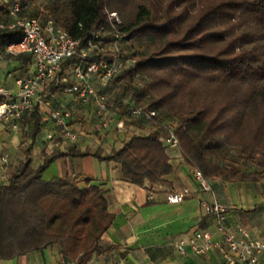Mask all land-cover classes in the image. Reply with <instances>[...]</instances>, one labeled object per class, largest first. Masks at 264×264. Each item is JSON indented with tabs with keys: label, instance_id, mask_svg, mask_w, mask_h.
<instances>
[{
	"label": "trees",
	"instance_id": "1",
	"mask_svg": "<svg viewBox=\"0 0 264 264\" xmlns=\"http://www.w3.org/2000/svg\"><path fill=\"white\" fill-rule=\"evenodd\" d=\"M15 1L20 16L36 18L42 27L52 20L79 39L80 48L101 27L105 43L120 34L122 55L134 64L113 79L109 112L130 136L106 155L81 151L76 142L45 146L33 167L47 111L37 102L23 114L19 125L29 128L28 143L19 144L22 156L0 181V260L58 245L63 259L86 264L92 253L105 251L101 238L114 214L103 184L83 174L44 179L60 158L112 161L125 181L152 186L173 172L168 147L159 139L172 129L182 157L207 180L264 179V0ZM8 10L0 0V20L6 23ZM112 12L120 20L114 27L108 21ZM20 34L16 27L0 28V51ZM13 58L25 62L30 56L3 53L0 64ZM78 61L76 55L65 59L41 95L63 92L60 79ZM131 107H141L142 114L133 115ZM236 161L250 167L239 168Z\"/></svg>",
	"mask_w": 264,
	"mask_h": 264
},
{
	"label": "crops",
	"instance_id": "2",
	"mask_svg": "<svg viewBox=\"0 0 264 264\" xmlns=\"http://www.w3.org/2000/svg\"><path fill=\"white\" fill-rule=\"evenodd\" d=\"M7 64H14V67L5 75L1 74L0 85L15 92L13 81L15 76L21 73L31 75L34 66L31 57L25 62L13 58ZM11 73L14 74L13 80H9ZM60 94L67 98L63 103ZM60 94L55 93L52 107L86 108L92 113L93 121H96L92 108L82 106L73 95L63 92ZM45 110L49 112V109L45 108ZM77 117L72 113L69 125L78 131L79 127L72 125ZM45 122L51 123V121ZM19 128L20 125L16 129L13 128L10 121H0V146L4 149L5 143H11L17 147L15 161H11L6 154L1 155L0 181L5 180L8 166L15 165L22 156L18 147L21 143L17 132ZM78 136V140L75 141L77 144L79 140L86 139L84 134ZM128 138L129 136H119L117 139L115 135L119 145L108 149L107 154L112 148H119ZM69 143L63 142L60 146ZM40 146L41 150L45 146L48 148L46 136H39L33 150V156L40 153L37 157L41 161ZM168 152L173 172L161 183L152 186H138L125 181L120 175L117 164L112 161L97 160L92 155H88L89 160L86 163H84L85 156L60 158L45 170L44 179L63 176L66 173L83 174L103 184L110 211L114 214V221L101 238V245L106 248L105 251L98 255L92 253L86 264H225L222 250H209L204 255L191 252L182 255L172 245L174 238L191 236L198 229L208 230L213 238L220 239L221 235L216 232L213 217L204 211L205 203L223 204L226 225L229 229L244 227L251 236L264 238V180L261 182L263 189L259 191L256 184L260 181L236 182L235 184L240 186H234V183L221 179H208L211 190L203 191L193 178L195 168L182 157L181 152L171 149H168ZM2 156H6L7 162L2 161ZM74 165L79 167L75 168ZM184 189H188L189 194L181 202L170 203L166 200L168 193L181 192ZM0 264H72V262L63 259L59 254V246L53 245L43 251L0 260ZM259 264H264V256L260 257Z\"/></svg>",
	"mask_w": 264,
	"mask_h": 264
},
{
	"label": "built area",
	"instance_id": "3",
	"mask_svg": "<svg viewBox=\"0 0 264 264\" xmlns=\"http://www.w3.org/2000/svg\"><path fill=\"white\" fill-rule=\"evenodd\" d=\"M9 4V22L0 20V28H19L20 36L7 42L3 53L10 56L19 54L29 55L32 59L34 72L31 75L18 74L14 79L16 91L0 85V121H10L13 128H18L23 114L29 115L34 105L39 102L49 112L44 115L45 121H51L60 130L63 142L78 140L77 130L69 125L72 113L68 109L52 107L54 93L41 95L44 88L56 80L62 62L76 55L79 61L71 68L70 74L60 79L62 91L75 96L83 106L93 109L94 118L100 129H107L112 119L110 117L109 89L113 79L134 64V60L124 57L121 51L120 34H114L109 43H105L106 33L103 27L91 32V37L86 41L85 47H79L81 41L73 39L65 30L48 20L44 27L36 18L20 16V5L15 0H3ZM108 21L114 27L119 23L115 12L108 14ZM98 56H101L100 58ZM133 115H141V107H131ZM150 111L149 115H154ZM121 125V124H120ZM160 141L173 151H179V140L172 129L167 134L160 136ZM49 149L58 147L61 142L54 138L52 132L46 134ZM2 161L7 162L6 156ZM193 178L203 191H210L211 186L202 173L194 169ZM188 189L181 192H170L166 200L170 203L181 202ZM204 211L211 215L215 222V229L221 237L213 238L210 231L198 229L191 236H178L173 239L172 245L182 255L191 252L204 255L209 250H222L225 264H259V259L264 256V238L253 237L244 227L231 230L226 225V215L223 204H203Z\"/></svg>",
	"mask_w": 264,
	"mask_h": 264
},
{
	"label": "rangeland",
	"instance_id": "4",
	"mask_svg": "<svg viewBox=\"0 0 264 264\" xmlns=\"http://www.w3.org/2000/svg\"><path fill=\"white\" fill-rule=\"evenodd\" d=\"M13 67H14V64H0V77H1V74L5 75ZM13 79H14V74L11 73L9 80H13ZM60 96L62 97L63 94H60ZM66 99L67 98L62 97L61 103L65 102ZM65 106L67 105L65 104ZM67 108L75 116H78L72 124L73 126L76 125L75 127H79L77 133L79 135H82V134L86 135L85 137L86 139L83 138L78 141L79 148L82 151L94 152L98 149L102 152L103 155H106L107 152L109 151L108 149H110L111 147H115L114 145L116 146L119 145L118 144L119 142L115 139V135L117 139L119 136H126V137L130 136L129 128H127L126 126L123 127V125L122 127L118 128L116 127L114 122L107 129H100L98 126V122L93 121L92 113L86 108L83 109L81 107H76V106L75 107L67 106ZM43 131L44 133H41L40 134L41 136H46V133L52 132L54 134V138L58 140L59 142H61V144L63 143L59 128L56 125H54L52 122L51 123L47 122L44 126ZM17 132L19 134L20 142L25 141V146H26V144L28 143L29 128H26V127L23 129L19 128ZM4 146H5L4 149L0 146V158H1V155L6 154V156H8V158H10L11 161H15L16 156H17L16 145L11 144V143H5ZM39 150L41 151V146ZM234 150L235 148H231L230 154L235 152ZM37 156H40V153H38L37 155L34 154L33 164H32L33 167H36L39 164L40 159ZM87 158L89 157L88 156L84 157V163H86L89 160ZM235 164L239 168H249L250 167L248 164H244L240 161H236ZM74 167L77 168L79 166L74 165ZM263 180L264 179H262L258 184H256L259 191L263 189V185L261 183ZM234 186H240V185L235 184Z\"/></svg>",
	"mask_w": 264,
	"mask_h": 264
}]
</instances>
